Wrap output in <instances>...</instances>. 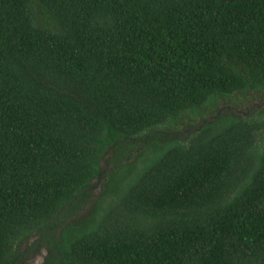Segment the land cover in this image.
Listing matches in <instances>:
<instances>
[{
  "label": "trees",
  "instance_id": "obj_1",
  "mask_svg": "<svg viewBox=\"0 0 264 264\" xmlns=\"http://www.w3.org/2000/svg\"><path fill=\"white\" fill-rule=\"evenodd\" d=\"M250 92L264 0H0V264H264Z\"/></svg>",
  "mask_w": 264,
  "mask_h": 264
},
{
  "label": "rangeland",
  "instance_id": "obj_2",
  "mask_svg": "<svg viewBox=\"0 0 264 264\" xmlns=\"http://www.w3.org/2000/svg\"><path fill=\"white\" fill-rule=\"evenodd\" d=\"M243 101L239 102L236 106H234V110L239 112H247L248 110L260 109L264 112V94H256L254 92H250L249 94H245L241 96ZM99 186L95 185L92 190L93 198L97 197L100 194ZM91 206H87L86 209H90ZM80 215L82 212L79 213ZM19 247V251L22 252L21 263L19 264H40L42 262L43 254L37 251L34 247L35 238H31L28 241L23 242Z\"/></svg>",
  "mask_w": 264,
  "mask_h": 264
}]
</instances>
